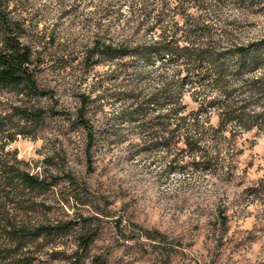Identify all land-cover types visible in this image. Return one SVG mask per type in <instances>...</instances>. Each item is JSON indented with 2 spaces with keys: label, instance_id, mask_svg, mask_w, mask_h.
I'll list each match as a JSON object with an SVG mask.
<instances>
[{
  "label": "rangeland",
  "instance_id": "obj_1",
  "mask_svg": "<svg viewBox=\"0 0 264 264\" xmlns=\"http://www.w3.org/2000/svg\"><path fill=\"white\" fill-rule=\"evenodd\" d=\"M20 2L27 25L23 41L40 51L38 82L52 95L31 103H53L57 112L33 136H17L8 148L16 149L31 173L58 179L39 197L47 207L37 219L76 221L65 235L43 244L40 258L61 264L78 249L80 236L94 232L83 264L95 256L105 264H264V133L237 127L230 146L235 155L215 170L179 167L170 160L183 145L169 135L168 143L157 146H143L147 139L140 138L158 112L168 113L166 127L174 128L172 102L160 103L147 117H123L121 111L135 106L130 89L143 98L180 78L181 111L196 110L185 73L177 78L176 66L168 65L161 76L160 60L136 68L119 65L120 73L112 71L120 61L82 65L97 38L136 43L163 29L177 36L191 29L221 51L263 40L264 0H158L140 28L141 0ZM160 12V22L151 28ZM81 94L95 100L86 113L99 136L90 160L85 131L74 122ZM1 96L15 99L11 92ZM201 115L217 125L215 111Z\"/></svg>",
  "mask_w": 264,
  "mask_h": 264
},
{
  "label": "trees",
  "instance_id": "obj_2",
  "mask_svg": "<svg viewBox=\"0 0 264 264\" xmlns=\"http://www.w3.org/2000/svg\"><path fill=\"white\" fill-rule=\"evenodd\" d=\"M157 2L141 0L136 27L140 28ZM21 10L20 0H0V264H47L40 258L43 244L65 235L76 221L42 222L37 219L47 207L39 197L55 186L58 179L31 173L18 158L16 149L8 148L17 136H33L39 124L57 112L52 108L53 103L49 107L31 103L52 95L38 82L40 51L23 41L27 25ZM161 15V12L155 15L151 28L160 22ZM192 31L195 30L188 29L184 35L177 36L176 31L163 29L157 36L136 43L113 44L97 38L85 50L82 65L89 69L103 60L120 61L117 69L112 70L120 73V66L136 68L139 63L160 60L161 76L168 65L176 66L177 78L185 73L192 98L198 101L196 110L181 111L180 78L163 82L143 98L130 89L127 96L132 97L135 106L122 109L121 115L147 117L160 103L172 102L168 111L175 116L174 128L166 127L168 113L154 114L149 119H155V123L145 127V134L140 137L147 139L143 140V146L166 144L169 135L183 145L178 147L177 157L170 161H177L179 167L211 171L222 167L235 155L230 146L237 127L256 128L264 133V72L260 75L254 72L264 66V39L221 51L215 50L210 42H201L199 34ZM3 92L13 93L15 99H5L1 96ZM79 98L74 122L85 131V152L90 160V150L99 136L86 113L87 106L95 100L84 94ZM211 110L216 112L215 126L210 124L209 115L201 118V114ZM153 125L161 126L157 130ZM225 132L230 134L229 138ZM219 220L221 225L226 222L224 216ZM146 232L151 238V232ZM94 236V232L80 236L78 249L64 257L61 264H83ZM105 261L95 256L91 264H105Z\"/></svg>",
  "mask_w": 264,
  "mask_h": 264
}]
</instances>
